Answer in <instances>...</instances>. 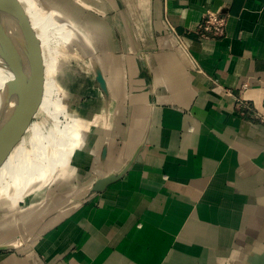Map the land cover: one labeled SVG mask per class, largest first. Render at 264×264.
I'll list each match as a JSON object with an SVG mask.
<instances>
[{"label": "crops", "instance_id": "obj_1", "mask_svg": "<svg viewBox=\"0 0 264 264\" xmlns=\"http://www.w3.org/2000/svg\"><path fill=\"white\" fill-rule=\"evenodd\" d=\"M72 1L93 38L44 11L89 51L70 90L35 81L29 106L0 77V242L144 143L123 177L0 264H264V0ZM209 10L226 31L200 40Z\"/></svg>", "mask_w": 264, "mask_h": 264}, {"label": "rangeland", "instance_id": "obj_2", "mask_svg": "<svg viewBox=\"0 0 264 264\" xmlns=\"http://www.w3.org/2000/svg\"><path fill=\"white\" fill-rule=\"evenodd\" d=\"M76 5L72 0H8L9 42L0 74L4 76V80H9V84L20 97L25 98L29 106L33 103L35 89L31 87L35 81L40 80L43 85L56 82L67 91L76 80L73 72L83 70L84 54L89 52L88 48L79 40L68 45L64 38L55 33L56 29L48 30L45 21L48 15L44 12L58 9L65 14V19L74 21L78 29L81 27L93 38L90 31L92 29L84 22L86 14L80 12ZM55 95L53 93L52 97ZM13 96L16 101L20 100L16 95L10 94L11 100L14 99ZM8 99L4 86L0 96V100L4 101L2 105H7ZM6 111L4 110L5 113ZM41 118V115H33L30 122Z\"/></svg>", "mask_w": 264, "mask_h": 264}, {"label": "water", "instance_id": "obj_3", "mask_svg": "<svg viewBox=\"0 0 264 264\" xmlns=\"http://www.w3.org/2000/svg\"><path fill=\"white\" fill-rule=\"evenodd\" d=\"M7 4L8 0H0V73H2L5 64L7 56V47L9 42V22L7 17ZM136 54H141L139 49L136 51ZM96 75V80L100 88L105 93H107L106 81L101 70L96 69ZM15 95L20 97L18 93H16V91ZM23 99L25 100V98ZM143 143L144 142L142 140V142L136 147L132 156L119 170H114L105 175H101L88 186L80 188L76 191L71 192L69 195L64 196L63 199L59 203L54 205L52 208H49L45 211L43 210L36 216L35 221L27 224H21L16 229V231L14 232V236L11 239L0 242V252L19 249L25 246L26 244L30 243L41 233L42 230H44L47 225L54 223L59 218L68 213L70 210H72L74 207L84 203L95 193L104 191L109 184L123 177V175L127 172V170L132 166L133 162L135 161L139 151L142 148Z\"/></svg>", "mask_w": 264, "mask_h": 264}, {"label": "built area", "instance_id": "obj_4", "mask_svg": "<svg viewBox=\"0 0 264 264\" xmlns=\"http://www.w3.org/2000/svg\"><path fill=\"white\" fill-rule=\"evenodd\" d=\"M226 31V17L222 15L219 10H209L207 11L202 20L198 23L194 29V33L200 40H205L209 38H218L225 34ZM170 36H173L171 43L175 46H182L180 36L176 33L173 27L170 29ZM237 104L243 106L246 109H252L249 102L243 99H238ZM259 117L260 114H257Z\"/></svg>", "mask_w": 264, "mask_h": 264}, {"label": "bare ground", "instance_id": "obj_5", "mask_svg": "<svg viewBox=\"0 0 264 264\" xmlns=\"http://www.w3.org/2000/svg\"><path fill=\"white\" fill-rule=\"evenodd\" d=\"M0 77H1V74H0Z\"/></svg>", "mask_w": 264, "mask_h": 264}]
</instances>
